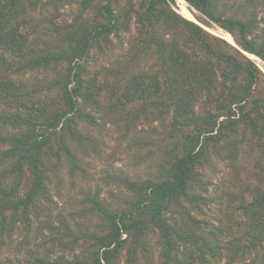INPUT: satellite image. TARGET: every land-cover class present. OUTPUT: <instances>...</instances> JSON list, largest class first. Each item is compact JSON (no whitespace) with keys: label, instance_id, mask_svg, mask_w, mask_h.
<instances>
[{"label":"trees","instance_id":"trees-1","mask_svg":"<svg viewBox=\"0 0 264 264\" xmlns=\"http://www.w3.org/2000/svg\"><path fill=\"white\" fill-rule=\"evenodd\" d=\"M182 1L200 14L194 16L197 24L176 11L175 0H0V126L13 130L0 136V237H9L18 220L26 222L29 211L48 199L51 157L60 159L62 151L72 169L79 168L71 145L84 146L79 124H95L86 109H96V97L104 90L85 81L83 63L99 43L112 44L125 35L132 39L125 69L115 75L121 82L111 92L116 96L113 110L123 111L141 100L147 105L139 113H157V119L169 122L170 137L175 131L182 135L181 142L166 151L169 156L158 177L144 182L117 179L131 193L124 207L111 211L96 198H87L88 213L102 219L104 226L99 235L81 236L90 240L86 254L54 260L37 255L33 264H116L128 242L129 264H137L135 253L146 249L148 234L158 237L160 264H211L222 258L227 264H264V73L244 55L264 64V29L256 33L252 19L225 16L217 0ZM248 1L264 6V0ZM73 5L77 8L72 21L57 23L60 8ZM37 11L44 14L39 23L33 21ZM29 20L36 24L30 23L31 41V32L21 30ZM201 26L220 28L235 46ZM42 31L56 43L40 42L35 33ZM148 59L153 60L152 74L130 73ZM62 63L66 72L39 86L16 81ZM242 153L252 161L253 181L240 176ZM218 167L216 172L226 170L233 186L241 188L236 193L218 191L214 199L203 195L213 185L206 168ZM12 175L14 183L5 185ZM224 179L231 185L228 176ZM184 200L197 208L217 201L226 223H235V230L229 229L236 238L218 241L224 233L220 225L206 232L217 237L207 241L201 234L205 229L191 228L194 218L193 224L183 226L172 221L170 213ZM181 248L187 249L184 261L178 258ZM0 264L12 263L5 259Z\"/></svg>","mask_w":264,"mask_h":264},{"label":"rangeland","instance_id":"rangeland-1","mask_svg":"<svg viewBox=\"0 0 264 264\" xmlns=\"http://www.w3.org/2000/svg\"><path fill=\"white\" fill-rule=\"evenodd\" d=\"M175 1V9L180 15L186 9L193 17H201L184 1L180 3ZM215 4H218V11L223 12L225 16L239 17L243 20L252 19L257 26L256 33L264 29V6L262 7L260 2L217 0ZM76 8L75 5L60 8L56 22L62 25L72 21ZM33 16L35 18L33 21L39 23L44 14H39L37 11L33 13ZM30 23L33 27L36 26L29 20L28 24L21 27V30L31 32L28 35V40L31 41L34 32ZM196 23L198 22L196 21ZM131 28L134 36L136 27L132 25ZM210 31L219 38H222L220 36L225 33L218 27ZM38 34H40V42L56 43L54 38H46L42 35L43 31L36 32L35 36ZM131 42L132 39L128 38L127 35L118 40L112 39V44L101 42L98 47L91 50L88 59H85L83 63L85 81L92 80L97 85L96 87H102L104 90L99 92L96 97V109L94 107L86 109V112L94 117L95 124L85 122L79 124V130L84 136L83 140H85L83 141L84 146L71 145L76 154V162L79 168L73 170L71 161L66 158L62 151H60V159L50 158L46 171L48 199H42L36 211H29L26 222L18 220L9 237L5 234L1 235L0 241L4 244L0 247V261L8 259L12 264H33L32 260L37 255L54 260L60 256L71 258L72 256H80L82 253L86 254L87 249L90 248V240H83L81 236L83 233H87L89 236L91 234L99 235L101 233L99 229L104 226L102 219L88 213L87 209L90 204H88L87 198H96L102 208L111 211L124 207L127 199L131 197V193L117 179L126 177L129 181L134 182L155 179L158 177L161 167L164 166V161L168 159L169 155L166 151L174 149V145L181 142V133L175 131L174 136L170 137L168 135L169 122L165 119H157V113L146 112L141 114L138 112L143 105H147L141 100L126 106L123 111L113 110L112 105L115 103L116 96H113L111 92L121 82L115 80V75L121 76L118 74L125 69L127 64L126 52ZM251 60L255 61L261 69H264L261 60L257 58ZM153 65L152 59L142 60V63L134 67L130 73L147 72V74H152ZM66 67L63 63L57 64L43 71L36 70L37 72L23 74L16 81H20L22 86L25 84L32 88V86L41 85L46 80H52L63 75L66 72ZM201 110V108L197 109L198 112ZM137 112L138 118H134L133 115ZM132 118L133 121L128 122ZM12 132L11 127L2 128L0 126V136ZM53 147L55 151L57 146L54 144ZM240 160L242 169H239V173L241 178L245 181L247 177V182L253 181L249 173L253 167L251 159L242 153ZM217 169L219 167L214 171L206 168L207 178L213 185L210 186L209 192L203 195H211L216 199L215 194L218 191L229 189L236 193L241 188V184L238 187L237 185L233 186L235 182L232 183V175H229L226 170L219 174L216 172ZM3 170L4 166L0 167V173ZM225 176L230 178L231 185L226 186ZM27 177L28 174L24 177V181ZM14 181L15 176L12 175L4 183L11 185ZM20 190V193L25 192L24 189ZM198 207L195 205L193 207L187 200L181 201L180 205L174 208L173 213H170V218L182 226L187 223L193 224L192 218H194L196 223L190 225L191 228L200 226L201 229H205L204 232L200 231L207 241L214 242L212 239L217 237L209 236L206 232L220 225L224 227V233L219 235L218 241L236 238L229 229L232 226L235 230V223H226L225 210L217 205V201L216 203L212 201L206 204L200 203ZM76 240L78 242H75ZM146 241V249L139 248L135 253L136 263L160 264V245L157 235L148 234ZM130 245L128 242L126 247L128 248ZM187 246L192 247L188 244ZM127 248L125 249L127 250ZM126 250L122 251L116 264H129L128 251L131 252V249ZM185 250L187 251V249L181 248L178 253V258L181 261L185 259ZM210 263L227 264V260L222 258L218 262Z\"/></svg>","mask_w":264,"mask_h":264},{"label":"bare ground","instance_id":"bare-ground-1","mask_svg":"<svg viewBox=\"0 0 264 264\" xmlns=\"http://www.w3.org/2000/svg\"><path fill=\"white\" fill-rule=\"evenodd\" d=\"M177 2L180 3V2H183V1H182V0H177ZM181 15H182L185 19H187V20H189V21L196 22L195 18L192 16V14H191L189 11H187L186 9L183 10V11L181 12ZM206 30H207V29H206ZM207 31L211 32L210 30H207ZM218 36H219V35H218ZM220 37H222L223 39H225L229 44L235 46L234 41H233L231 35H229L228 33L225 32V33H224L222 36H220ZM245 54H246L250 59H256L253 55H250V54H248V53H245ZM262 70H263V72H264V69H262Z\"/></svg>","mask_w":264,"mask_h":264},{"label":"water","instance_id":"water-1","mask_svg":"<svg viewBox=\"0 0 264 264\" xmlns=\"http://www.w3.org/2000/svg\"><path fill=\"white\" fill-rule=\"evenodd\" d=\"M197 24V23H196ZM202 27V26H201ZM203 28V27H202ZM205 29V28H204ZM246 57H248L246 54H244ZM249 58V57H248ZM250 59V58H249Z\"/></svg>","mask_w":264,"mask_h":264}]
</instances>
